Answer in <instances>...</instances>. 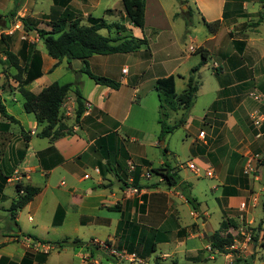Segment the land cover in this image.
Returning <instances> with one entry per match:
<instances>
[{
	"label": "crops",
	"instance_id": "obj_1",
	"mask_svg": "<svg viewBox=\"0 0 264 264\" xmlns=\"http://www.w3.org/2000/svg\"><path fill=\"white\" fill-rule=\"evenodd\" d=\"M31 1L0 0L1 19L6 22L10 15L12 23L26 19L35 28L45 26L43 30L50 31V22L60 17L66 25L74 20L86 25L88 18H101L107 24L123 26L121 34L126 32L146 43L133 53L93 55L86 60L93 75L118 83L117 89L94 83L82 72L81 61L50 58L36 37L20 42L13 51L19 59L29 58L32 50L40 56L41 76L27 86L31 93L38 94L53 83L72 84V90L80 92L84 110L76 122L75 97L69 91L61 106V122L72 128L71 134L55 141L39 138L34 116L26 114L23 106L20 111L7 106L10 101L11 106L17 102V82L9 78L5 87L0 74V101L18 121L9 125L8 135L18 137L15 151L26 147L14 170L21 175L18 184L39 189L13 220L7 210L16 197V184L7 181L0 191V203L9 201L4 212L16 228L2 236L0 264H21L23 258L30 264H72L74 259L78 264H102L104 258L107 264H167L170 257L176 258L177 264H205L223 257L222 262L213 264H229L232 258L264 250V245L245 247L243 240L237 239L243 223L254 227L263 218L264 125L256 129L250 118L252 114L264 118V0H144L141 29L126 20L121 0H112L111 5L105 0H50L46 13L34 12ZM100 1H104L103 7L98 10ZM193 15L197 26L191 24ZM213 22L219 26L210 33L205 24ZM17 31L29 34L23 32L22 25ZM100 34L113 38L116 33L111 29ZM178 53L185 55L178 59ZM60 67L71 75L79 73L78 78L58 82L51 75ZM6 71L8 76L14 74L11 68ZM169 76L176 95L186 89L191 76L198 84L194 103L180 126L191 146L187 164H194L198 172L187 168L190 177L173 168L181 183L191 185L187 193L194 199L195 209L161 178L145 177L147 170L169 164L163 143L169 134L160 142L158 106L146 103L155 92L158 104L155 83ZM251 94L261 99L256 101ZM199 99L202 107L194 115L191 111ZM182 113L181 109L168 111L167 123L177 122ZM21 131L27 133V143ZM255 156L260 159L254 161V171L244 174L247 160ZM134 170L139 172L137 192L131 187ZM204 179L213 184L205 183V188L198 190L219 194L215 199L220 212L216 228L210 225L207 205L202 209V202L192 194ZM9 187L13 191L10 197L6 193ZM226 188L235 195L224 196ZM258 211L259 219L255 217ZM226 219L236 228L229 225L220 235L230 234L244 251L225 255L208 251L209 235L212 237ZM73 239L82 245L54 246ZM94 241L107 244L121 259L109 256ZM32 243L53 249L44 252Z\"/></svg>",
	"mask_w": 264,
	"mask_h": 264
},
{
	"label": "trees",
	"instance_id": "obj_2",
	"mask_svg": "<svg viewBox=\"0 0 264 264\" xmlns=\"http://www.w3.org/2000/svg\"><path fill=\"white\" fill-rule=\"evenodd\" d=\"M126 20L136 28H143L144 24V0H121ZM261 17V14H260ZM23 32L30 33L34 31L37 34V39L45 48L46 54L56 60L61 61L65 59L70 62L73 60L81 61L84 64L82 72L86 74L94 83L117 89L118 83H115L107 78L93 75L87 68L86 60L93 55H110V54H126L133 53L140 49L146 43L144 39L134 38L131 34L124 33V27L119 24H107L101 18H88L86 25L80 24L78 20H74L66 25V20L62 17L56 21L50 22V31L37 29L26 19H20ZM15 24V23H14ZM13 24V25H14ZM12 25V26H13ZM208 32H214L218 29L219 22L206 23ZM115 31V37L104 36L100 34L101 30ZM13 35H6L0 37V44L3 45V50L0 52V65L8 64V68L12 69L13 80L17 82V91L23 100V110L26 114H32L37 123L38 131L36 136L39 138H46L50 141H55L66 135H70L72 128L67 127L61 122V106L69 91H73L76 112L75 121L77 122L83 113L82 97L77 88L72 90V84L59 85L53 83L43 88L38 94L31 93L27 86L34 80L41 76V59L37 51L32 50L29 58L21 57L20 59L11 50L10 45ZM25 44L26 42L23 41ZM4 58V59H2ZM57 64L54 65L56 67ZM193 69L192 72H195ZM155 90L158 93V124L160 125L159 139L162 140L166 135L178 129L185 121L186 113L192 107L198 84L193 76L188 79L186 89L176 95L174 92V83L172 76L158 79L155 83ZM181 109L183 111L180 119L173 125H168V111H176ZM0 133H7L10 124H17L18 121L8 115L6 108L0 101ZM23 131V130H22ZM22 133V140L27 143V133ZM25 148L16 150L14 157L15 161L12 163V158L7 154H3L0 158V191L6 185L8 179L11 178L16 165L23 159ZM166 151V149H164ZM151 176H156L164 181L168 187H174L179 190L186 201L195 209V201L192 199L187 191L191 185L189 183H181L177 176L176 170L171 168L166 162L163 167L147 170ZM139 172L134 170V182L131 185L133 189H138L137 180ZM39 189L30 186H23L17 184L15 187L16 197L11 201L8 212L10 219L13 220L15 213L26 205L37 193ZM235 191L226 188L223 191L224 196L235 195ZM264 208L263 218L257 225L256 231L252 230L253 242H257L259 233L264 235ZM236 225L231 219L224 220L220 229L212 236L210 247L212 251L218 254L229 253L228 247L233 243V237L230 234L220 235L221 231L226 232V228ZM43 244V242H41ZM82 245L77 239L62 240L54 244L57 249L63 247H79ZM31 261L23 258L21 264H30ZM159 264V263H157Z\"/></svg>",
	"mask_w": 264,
	"mask_h": 264
},
{
	"label": "rangeland",
	"instance_id": "obj_3",
	"mask_svg": "<svg viewBox=\"0 0 264 264\" xmlns=\"http://www.w3.org/2000/svg\"><path fill=\"white\" fill-rule=\"evenodd\" d=\"M105 1L109 5L112 4V0H105ZM100 2H101L99 5L100 8L98 10H100L103 7L104 1H100ZM29 5L32 7L33 11L36 13H46L49 10L50 0H32ZM0 14H2V13L0 12ZM8 17L9 18L6 22L3 21V19H5V18L1 19V17H0V37L1 36L5 37L7 34L6 31L10 30L11 25H13L15 23V22L14 23L11 22L10 19H12V17L10 15H8ZM17 20L18 19H15L14 21H17ZM196 21H197L196 16L193 15V19H191V24L193 23L194 26H197ZM43 25H45V24H43ZM40 28L44 29L46 27L41 26ZM18 30H21V29H18ZM21 32L22 31H20V32L17 31V34H12L13 35L12 36L13 42H11V45H10V48L12 51L17 50L19 43L23 42L21 39L22 37L26 38L25 42H27L28 40H33V39H35V37L37 38V34L35 32H30L29 34H24ZM41 47H43V45H41ZM44 49L45 48L43 47V50ZM2 50H3V45L0 44V52ZM184 55L185 54L182 55V54L178 53L176 55V58L180 59V57H181V59H182L184 57ZM2 59H4V58H2ZM207 62L210 64L211 63L210 59H208ZM7 66H8L7 63L0 65V74L4 80L3 86H5V87H6V84H8V82H9V78H10V80H13L12 76H8L9 73H8V71H6V68H8ZM64 70L65 69L60 67V69H58L53 75H51V77L55 78L60 83H65V82L75 81L79 76V73H75L74 75H71L70 73H67ZM84 80H86V79H84ZM14 96H15L17 102L13 103L11 106V103H10L11 101H10L7 104V106L12 107V109L14 111H20V110H22V98L19 95V93H17V92L14 94ZM201 100L202 99H199L198 103L192 108V111H191L192 114L197 115L199 113V110L202 107ZM146 103L147 104L151 103L153 105L156 104L158 106L155 92L151 93V98L148 97L146 100ZM187 113H186V115H187ZM185 118H186V116H185ZM0 121H1V119H0ZM173 123L174 122H168V125H172ZM147 127H148V124L146 126H144V128H146V129H147ZM184 133L185 132L183 130H181L179 127L178 129H176L175 131H173L172 133H170L166 137L165 142H163L162 140L160 142H163L164 145H166V147H167V150L169 152L168 162H169L170 166L172 168H177V170H179L178 174H180V172L183 173L186 171L187 175L192 177V173L187 169V162L189 161V159L191 157V155H190L191 146H190V143L188 140H184ZM17 138L18 137H16L15 133L10 134V135H8V132L7 133H0V155L2 154V152L6 153L9 157L12 158L11 159L12 163H14V161H15L14 154H15V146L17 145V140H18ZM141 181H145V180L141 179ZM205 183L207 185L213 184V182H211L210 180L204 179L203 182H199L197 184L195 191H192V194L197 199L198 203L202 202V204H201L202 209H204L205 205H207L206 207L210 213V225L212 226V228H216V227H218V222L220 221V212H219V208L217 206V202L215 201V199L219 194L216 192H210L208 189H205V193H201L197 187L205 188V186H204ZM260 187H261V184H260ZM6 193L10 197L13 194V191L9 187L6 190ZM203 195H205V196H203ZM8 204H9V201L0 203V241L3 240L2 236L4 234H7L10 231H12V232L16 231V228H14L13 223H11V221L8 218V214L6 212H4V209H6ZM260 216H261V212L258 211L255 214V217L257 219H259ZM188 220L190 221L189 217H188ZM257 224H254V227H247V226H245V223H243V225H241V226L240 225H238V226L243 227L245 230L256 231ZM1 229H3V230H1ZM237 239L242 241L243 236L237 235ZM254 245H256V247H259L261 245V244H258V239H257L256 243L254 242ZM107 253L109 256H112V257L117 255V254H112L113 252L107 251ZM116 257H119L121 259L120 256H116ZM261 257L263 259L264 250L253 252L252 256H250V257L249 256L248 257L241 256V257H238L237 259L232 258V261L229 264H255L257 260L261 259ZM151 259H153V258H151ZM222 261H223V257H216V261H208L205 264L220 263ZM126 262H122V263L127 264L128 262L127 263ZM101 263L107 264V261L105 260V258L102 259ZM72 264H78L77 259H74ZM167 264H177L176 258L175 259H174V257L168 258Z\"/></svg>",
	"mask_w": 264,
	"mask_h": 264
},
{
	"label": "built area",
	"instance_id": "obj_4",
	"mask_svg": "<svg viewBox=\"0 0 264 264\" xmlns=\"http://www.w3.org/2000/svg\"><path fill=\"white\" fill-rule=\"evenodd\" d=\"M12 27L13 28H11L10 30L7 31L6 35H12L16 30L21 29V23L17 22ZM22 40H23V38H22ZM122 72H125V70H123ZM251 97L256 101L261 99V97H259L258 95H255V94H251ZM250 119H251L252 126L256 129H259L260 127H262L264 125V118L257 115V114H252ZM259 159H260L259 156L249 158L247 160L246 165H245L244 174L252 173L254 171V167H253L254 161H258ZM187 168L190 171H192L193 173L198 172V168L192 163L187 164ZM95 172H97V170H95ZM205 172H206V175L211 176L210 170H206ZM145 177L149 178L150 174L148 172H146ZM84 178L87 179L88 175H85ZM20 179H21V175H19L17 172H13L11 178L8 179V181L14 182L17 185ZM133 191L137 192L136 189H134ZM239 235L243 236V245L245 247H246V244H251V245L254 244L252 231L242 229V233L241 234L239 233ZM94 244L97 248H101L105 252H107V251L113 252L112 250H110V248L105 243H100L98 241H94ZM258 244L264 245V235L262 232L259 233ZM32 245L35 249H41L44 252H49L50 250L53 249L50 245H46V246L44 245L43 246V245L33 244V243H32ZM245 247L240 248V245L236 241H233V243L227 249L229 251H244ZM208 251H211V249L209 247H208ZM112 254H115V252H113ZM258 264H264V259L262 260V262H260Z\"/></svg>",
	"mask_w": 264,
	"mask_h": 264
},
{
	"label": "water",
	"instance_id": "obj_5",
	"mask_svg": "<svg viewBox=\"0 0 264 264\" xmlns=\"http://www.w3.org/2000/svg\"><path fill=\"white\" fill-rule=\"evenodd\" d=\"M210 236V241H212V237H211V235H209Z\"/></svg>",
	"mask_w": 264,
	"mask_h": 264
}]
</instances>
